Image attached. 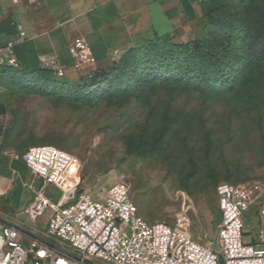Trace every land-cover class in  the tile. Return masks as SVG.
I'll list each match as a JSON object with an SVG mask.
<instances>
[{
	"label": "rangeland",
	"instance_id": "obj_1",
	"mask_svg": "<svg viewBox=\"0 0 264 264\" xmlns=\"http://www.w3.org/2000/svg\"><path fill=\"white\" fill-rule=\"evenodd\" d=\"M165 107L171 115H188L189 124L165 132ZM150 113L154 117L148 123ZM159 133H164L160 151L141 156ZM43 145L62 149L80 162V193L88 199L103 200L112 187L130 182L143 219L175 224L185 200L191 207L195 239L214 240L220 225L217 186L264 184V94L249 104L242 91L208 97L162 87L124 106L102 103L76 109L54 107L38 94L11 86L0 74V173L12 187L15 203L32 196V186H41L15 156L21 158L29 148ZM45 195L53 202L61 198L53 185ZM10 217L22 229L38 230L46 237L42 222H32L22 213ZM244 219V240L257 245L261 220L256 210L245 212Z\"/></svg>",
	"mask_w": 264,
	"mask_h": 264
},
{
	"label": "built area",
	"instance_id": "obj_2",
	"mask_svg": "<svg viewBox=\"0 0 264 264\" xmlns=\"http://www.w3.org/2000/svg\"><path fill=\"white\" fill-rule=\"evenodd\" d=\"M18 30L20 39L26 38L22 26ZM17 42L0 47L1 66H18ZM69 52L74 69L92 77L94 54L87 40L72 41ZM54 72L59 78L66 75L63 68ZM15 157L41 181L40 188L31 187V200L22 214L32 222L48 214V223L46 237L37 238L0 220V264H264L261 182L217 186L221 222L216 238L203 241L192 234L191 207L185 200L175 224L149 223L139 215L130 182L115 185L103 200L95 201L80 193L81 164L66 151L52 145L34 146L21 158ZM49 185L60 190L58 202L45 195ZM252 209L261 220L257 245L244 240V213Z\"/></svg>",
	"mask_w": 264,
	"mask_h": 264
},
{
	"label": "trees",
	"instance_id": "obj_3",
	"mask_svg": "<svg viewBox=\"0 0 264 264\" xmlns=\"http://www.w3.org/2000/svg\"><path fill=\"white\" fill-rule=\"evenodd\" d=\"M202 18L193 40L181 41L167 34L154 36L124 53L119 61L92 77L73 82L50 69L1 66L16 89L35 93L54 107L124 106L133 98L145 99L151 91L172 87L220 97L242 91L249 104L264 94V0H202ZM154 115L150 113L148 123ZM165 132L189 124L183 112H162ZM146 130L143 129L141 140ZM164 133L157 134L140 155L153 156L162 147ZM133 138L129 139L131 147ZM195 166L191 172L193 175ZM220 222H221V211Z\"/></svg>",
	"mask_w": 264,
	"mask_h": 264
},
{
	"label": "crops",
	"instance_id": "obj_4",
	"mask_svg": "<svg viewBox=\"0 0 264 264\" xmlns=\"http://www.w3.org/2000/svg\"><path fill=\"white\" fill-rule=\"evenodd\" d=\"M201 1L20 0L14 4L0 0V47L18 41L14 51L19 67L53 71L63 68L65 78L76 82L83 73L74 69L69 52L72 41L84 38L89 43L94 54L90 70L107 69L128 50L156 35L193 40L203 15ZM18 26H22L26 38L20 39ZM4 176L0 173V220L16 225L10 214L22 213L31 196L15 203L12 187L5 183ZM35 222H42L46 229L48 214ZM27 232L45 238L38 230Z\"/></svg>",
	"mask_w": 264,
	"mask_h": 264
}]
</instances>
